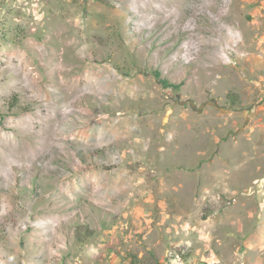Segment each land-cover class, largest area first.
Wrapping results in <instances>:
<instances>
[{"label": "rangeland", "instance_id": "rangeland-1", "mask_svg": "<svg viewBox=\"0 0 264 264\" xmlns=\"http://www.w3.org/2000/svg\"><path fill=\"white\" fill-rule=\"evenodd\" d=\"M150 1L0 0V264H264V0Z\"/></svg>", "mask_w": 264, "mask_h": 264}, {"label": "bare ground", "instance_id": "bare-ground-1", "mask_svg": "<svg viewBox=\"0 0 264 264\" xmlns=\"http://www.w3.org/2000/svg\"><path fill=\"white\" fill-rule=\"evenodd\" d=\"M141 2H139V5L142 6L144 8V10L150 12V13H154L156 15H158L157 17V20L159 22H164V21H169L171 20V18L174 16V12L173 11H170L169 9V4L168 5H162V6H159L157 7L155 4H156V1H150V0H140ZM179 1V0H178ZM181 2V1H180ZM180 5V3L178 2V6ZM142 8V9H143ZM130 11V10H129ZM165 12H168V15L165 14ZM173 14V15H172ZM138 15V14H137ZM150 15V14H149ZM136 16V15H135ZM151 16V15H150ZM155 16V15H153ZM147 17V16H146ZM144 18V17H143ZM149 18V16H148ZM142 19V18H141ZM147 21V19H145ZM144 21V20H143ZM150 21V20H149ZM152 21V20H151ZM182 22V20H180ZM153 22V21H152ZM161 24V23H160ZM25 134V133H24ZM23 134V135H24ZM1 153V152H0ZM12 160V159H11ZM3 161L1 160V163ZM11 162V161H10ZM8 166L10 164H7Z\"/></svg>", "mask_w": 264, "mask_h": 264}, {"label": "trees", "instance_id": "trees-1", "mask_svg": "<svg viewBox=\"0 0 264 264\" xmlns=\"http://www.w3.org/2000/svg\"><path fill=\"white\" fill-rule=\"evenodd\" d=\"M156 75L159 77L160 74L157 72ZM161 81H162L164 84H166V85H170V86L175 87V88L178 87V85H176V84H171L167 79H163V80H161Z\"/></svg>", "mask_w": 264, "mask_h": 264}]
</instances>
